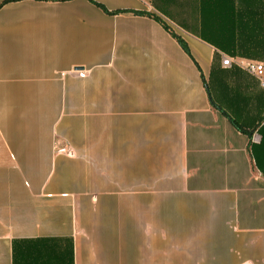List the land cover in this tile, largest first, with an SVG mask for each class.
Wrapping results in <instances>:
<instances>
[{
	"label": "crops",
	"instance_id": "obj_1",
	"mask_svg": "<svg viewBox=\"0 0 264 264\" xmlns=\"http://www.w3.org/2000/svg\"><path fill=\"white\" fill-rule=\"evenodd\" d=\"M264 0H0V264H264Z\"/></svg>",
	"mask_w": 264,
	"mask_h": 264
},
{
	"label": "built area",
	"instance_id": "obj_2",
	"mask_svg": "<svg viewBox=\"0 0 264 264\" xmlns=\"http://www.w3.org/2000/svg\"><path fill=\"white\" fill-rule=\"evenodd\" d=\"M234 63L246 68L248 71L259 76L261 78V83L264 86V61L235 59L232 57H226L223 61V64L225 66H231Z\"/></svg>",
	"mask_w": 264,
	"mask_h": 264
}]
</instances>
